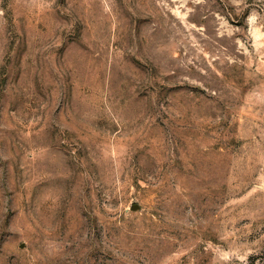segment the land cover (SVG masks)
I'll list each match as a JSON object with an SVG mask.
<instances>
[{
  "label": "rangeland",
  "instance_id": "rangeland-1",
  "mask_svg": "<svg viewBox=\"0 0 264 264\" xmlns=\"http://www.w3.org/2000/svg\"><path fill=\"white\" fill-rule=\"evenodd\" d=\"M0 264H264V0H0Z\"/></svg>",
  "mask_w": 264,
  "mask_h": 264
},
{
  "label": "water",
  "instance_id": "water-1",
  "mask_svg": "<svg viewBox=\"0 0 264 264\" xmlns=\"http://www.w3.org/2000/svg\"><path fill=\"white\" fill-rule=\"evenodd\" d=\"M138 206H139L138 204H134V205H132V208H136Z\"/></svg>",
  "mask_w": 264,
  "mask_h": 264
}]
</instances>
